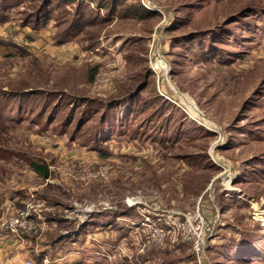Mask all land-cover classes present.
<instances>
[{"label": "rangeland", "instance_id": "1", "mask_svg": "<svg viewBox=\"0 0 264 264\" xmlns=\"http://www.w3.org/2000/svg\"><path fill=\"white\" fill-rule=\"evenodd\" d=\"M18 1L0 244L35 264H264V0Z\"/></svg>", "mask_w": 264, "mask_h": 264}, {"label": "trees", "instance_id": "2", "mask_svg": "<svg viewBox=\"0 0 264 264\" xmlns=\"http://www.w3.org/2000/svg\"><path fill=\"white\" fill-rule=\"evenodd\" d=\"M18 3H19L18 0H16V1L15 0H0V20L3 17L2 14H3L4 11L12 10V8L15 9V7L17 8ZM49 7H51V6L50 5L49 6L48 5L45 6V4H44L43 8L45 9V12L43 14V17H41L40 19H38L39 14H37L36 19L31 24V29H33V30L34 29H39L40 27H42L43 25H45L44 24L45 19H47V18H49V17L52 16V12H51V10H49L50 9ZM4 45L7 46L8 48L10 47V44L8 42H5L3 40H0V47L2 48V47H4ZM14 55L16 56V54H5V55H1V56H3V57H8V56L13 57ZM3 109H9L8 108V105H6V107H3ZM0 155H1V153H0ZM3 155H4V157H2V158L4 160H7L8 159L7 156L14 157V154H7L6 152H4ZM28 163H29V169L30 170H32L36 174L42 176L44 179H47L48 178L47 177V174L45 172V168L43 166L37 164V162L32 161V159Z\"/></svg>", "mask_w": 264, "mask_h": 264}, {"label": "crops", "instance_id": "3", "mask_svg": "<svg viewBox=\"0 0 264 264\" xmlns=\"http://www.w3.org/2000/svg\"><path fill=\"white\" fill-rule=\"evenodd\" d=\"M48 247L50 248V245L43 246L41 250L36 252V255L44 253L48 249ZM20 251L21 249L14 252L13 248H8L0 244V264H22L26 260H31L30 257L25 255V252ZM4 254H7V256H5ZM31 261L34 262L33 260ZM69 262L70 263L64 262L63 264H75L76 260H70Z\"/></svg>", "mask_w": 264, "mask_h": 264}, {"label": "built area", "instance_id": "4", "mask_svg": "<svg viewBox=\"0 0 264 264\" xmlns=\"http://www.w3.org/2000/svg\"><path fill=\"white\" fill-rule=\"evenodd\" d=\"M11 220H13V219H11ZM11 224H12V222H11ZM3 233H5V230H3L1 227H0V234H3ZM6 233H15V231L14 230H9V231H7ZM5 233V234H6ZM155 235L157 236L158 235V233H155ZM153 236V235H152ZM154 237V236H153ZM197 242H195V244H196ZM22 264H34L31 260H26L25 262H23Z\"/></svg>", "mask_w": 264, "mask_h": 264}, {"label": "bare ground", "instance_id": "5", "mask_svg": "<svg viewBox=\"0 0 264 264\" xmlns=\"http://www.w3.org/2000/svg\"><path fill=\"white\" fill-rule=\"evenodd\" d=\"M157 66H160V65H157ZM190 111H191V109H190ZM192 113H193V112H192ZM260 220H261V222H263V221H264V218L262 217Z\"/></svg>", "mask_w": 264, "mask_h": 264}]
</instances>
